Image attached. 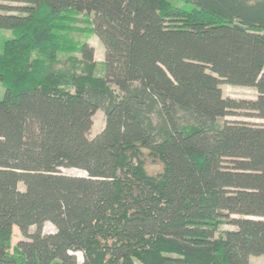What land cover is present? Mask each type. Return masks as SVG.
Instances as JSON below:
<instances>
[{
    "label": "trees",
    "instance_id": "16d2710c",
    "mask_svg": "<svg viewBox=\"0 0 264 264\" xmlns=\"http://www.w3.org/2000/svg\"><path fill=\"white\" fill-rule=\"evenodd\" d=\"M17 1L0 3V264L264 255V121L223 119L264 120V0Z\"/></svg>",
    "mask_w": 264,
    "mask_h": 264
},
{
    "label": "rangeland",
    "instance_id": "374dc122",
    "mask_svg": "<svg viewBox=\"0 0 264 264\" xmlns=\"http://www.w3.org/2000/svg\"><path fill=\"white\" fill-rule=\"evenodd\" d=\"M1 4H7V5H19L21 2L17 0H0ZM2 13V12H1ZM5 14L8 15H15L18 14L13 11H8ZM6 32V31H5ZM89 43L93 47L94 50V59L96 61H101L104 56V47L103 44L100 42V40L96 36H92L89 38ZM221 90L223 96H229L234 98H246V99H253L257 96V91L252 86H242V85H234L226 82L221 83ZM4 92L3 86L0 84V96H2ZM243 112H238V114H228L223 117V119L227 120H245L253 123H262L264 120L260 118H256L254 116H247L244 114H241ZM104 125V114L101 110H96V112L93 114L92 117V124L90 129L88 130V136H94L97 132L101 130V128ZM160 168V165H148V170L151 172H155ZM61 171L66 174H76V175H84L85 172L77 169V168H61ZM20 188H23L22 184H19ZM235 226L233 224H224L220 226L218 231L225 230V229H234ZM35 229V226L32 225L29 228V231H33ZM55 227L52 223L46 221L44 222L42 226V232L43 233H49L54 232ZM217 234V233H215ZM23 238V235L17 225H13L12 228V237H11V247L20 239ZM78 262H81L82 260V253L80 251L75 252ZM248 264H264V255H249L248 256Z\"/></svg>",
    "mask_w": 264,
    "mask_h": 264
}]
</instances>
